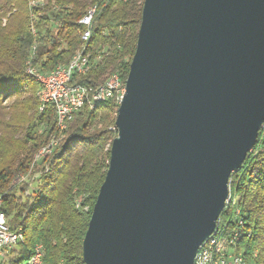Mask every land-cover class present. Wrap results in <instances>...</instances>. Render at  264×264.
<instances>
[{"label": "water", "instance_id": "95a60500", "mask_svg": "<svg viewBox=\"0 0 264 264\" xmlns=\"http://www.w3.org/2000/svg\"><path fill=\"white\" fill-rule=\"evenodd\" d=\"M264 123V0H143L83 264H193Z\"/></svg>", "mask_w": 264, "mask_h": 264}, {"label": "trees", "instance_id": "16d2710c", "mask_svg": "<svg viewBox=\"0 0 264 264\" xmlns=\"http://www.w3.org/2000/svg\"><path fill=\"white\" fill-rule=\"evenodd\" d=\"M33 1L0 0L1 211L9 229L23 235L22 243L3 253L0 264H21L38 243L42 264H83L82 238L116 136L118 104L108 100L89 107L84 102L58 133L53 107L45 104L40 110V85L25 73L26 61L34 46L30 63L38 71L67 63L82 44L84 28L78 20L96 4L87 48L96 64L72 82L89 85L87 98L110 74L124 83L143 0ZM52 137H58L57 147L38 158ZM20 175L25 179L13 184ZM228 186L237 198L238 216L222 210L219 231L222 236L237 232V252L248 264H264V123Z\"/></svg>", "mask_w": 264, "mask_h": 264}, {"label": "built area", "instance_id": "2783aa9c", "mask_svg": "<svg viewBox=\"0 0 264 264\" xmlns=\"http://www.w3.org/2000/svg\"><path fill=\"white\" fill-rule=\"evenodd\" d=\"M31 4L34 5V1L31 2ZM86 22H90V16L88 21ZM86 22L83 23V27L85 28H86ZM87 33H88L87 45L82 53H78V58L75 61L72 76H64L62 64H58L52 69V70H56V77H50V78L37 77V68L32 66L31 63L27 68L28 71H31L34 74V76L37 78V81L40 83V97H41L40 110L43 109L45 104H50V100H57V104L59 105V113H58V120L55 122V125H59V131H62V129H64L67 119L73 116V114L76 111L80 110V100L85 99L86 87L89 86V85H83L81 83L72 82V77L82 76L86 74L96 64V63H90V53L87 52V48L90 42L91 32H87ZM32 51L34 52V49H32ZM100 58L101 55H99V59ZM64 88H72V101H65L63 97ZM110 88L107 91H104L102 93V96L107 97ZM123 94H124V89H122L121 99ZM57 138L58 137H52L50 139L48 144L45 147H43V150L38 158L51 153L57 147ZM24 179L25 176L20 175L18 177L17 182L23 181ZM232 197L233 195L230 194V190L228 186V194L225 201H230L229 214L231 211ZM219 225L220 223L216 221L214 230H219ZM17 231L18 229L15 231H11L6 223L4 213L1 211V197H0V257L3 255L5 251L19 244V239H17ZM220 237H224V245L216 246V238H212V233H211L203 242V243H209V252H203V259H196V254H195L193 259V264H246V259L242 256L240 252H237L236 249H229V239H232L234 237L233 231L230 232V234L227 236H220ZM201 245L198 247L196 252H201ZM38 249H39V243L36 244V256H34L33 259H30L27 262V264H35L36 262L42 261V259H37Z\"/></svg>", "mask_w": 264, "mask_h": 264}, {"label": "bare ground", "instance_id": "6f19581e", "mask_svg": "<svg viewBox=\"0 0 264 264\" xmlns=\"http://www.w3.org/2000/svg\"><path fill=\"white\" fill-rule=\"evenodd\" d=\"M121 1H125V0H121ZM95 11H96V4L90 5L85 10V12L81 16V18L78 20V24L83 27V23L88 21L89 16H90V22H86V28L83 27L84 30L81 32V35H80V40L82 42L81 46L75 51V53L71 56L69 61L62 65L63 71H64V76H72L75 61L78 58V53L83 52V50L85 48V44L88 40V33L87 32H90L91 21H92L93 15L95 14ZM92 12H94V13H92ZM32 32H34V31L32 30ZM32 49H34V46H32L30 49V55H29L28 60L26 61L25 73L32 76L34 81L40 85V83L37 81V78L34 76V74L31 71H28V69H27L30 62H31V58L33 55ZM90 63H91V61H90ZM37 77H39V78L56 77V70L51 69L50 71H47V72H40L37 70ZM109 88H110V90L108 92L107 97L102 96V93L104 91H107ZM122 89H124V83H122V85H121L120 78L118 77V75L117 74H110V76L104 81V83L102 85H99L95 89V91L93 92V94L91 95L90 98L86 97V92H85V99L80 100V107L84 104V102H87L89 107H94V106L101 104V103H104L106 101L108 102V100H113V101L115 100V102H117V104H119V102L121 101ZM63 97H64L65 101H72V88H64L63 89ZM40 103H41V97H40ZM50 105L54 109V116H55L54 119L56 122L58 120V113H59V105L57 104V100H50ZM71 119H72V116L67 119L66 125H65L64 129H62V131L66 129L67 124ZM55 126H56L57 131L61 132V131H59V125H55ZM42 150H43V148L38 152L39 155L41 154ZM236 202H237V198L235 196H233L231 198L230 214L232 213L235 216H238V208L236 207ZM225 208L228 211L230 210V201H224L223 210ZM233 234H234V237L232 239H229V249H236V244H237L238 239H239L237 232H234ZM220 236H222V235H221L219 230H213L212 238H216V246H223L224 245V237H220ZM223 236H224V234H223ZM17 239H19V244L23 242V235H22L20 229H18V231H17ZM31 252H32V254L28 258V260L22 262L21 264H27V262L30 259H33L34 256H36V245L33 246V249ZM203 252H209V243H202L201 252H196V259H203ZM37 259H42V246L40 244H39V249L37 250ZM35 264H42V261L36 262ZM246 264H248L247 260H246Z\"/></svg>", "mask_w": 264, "mask_h": 264}, {"label": "rangeland", "instance_id": "374dc122", "mask_svg": "<svg viewBox=\"0 0 264 264\" xmlns=\"http://www.w3.org/2000/svg\"><path fill=\"white\" fill-rule=\"evenodd\" d=\"M34 2H35L34 4L42 3L43 0H37V1H34ZM3 23H4V20H3ZM17 180H18V179L13 180L12 183H13V184H18L19 182H17ZM35 189H36V187H35V185L32 183V184H31V187H30V190L33 191V190H35Z\"/></svg>", "mask_w": 264, "mask_h": 264}]
</instances>
